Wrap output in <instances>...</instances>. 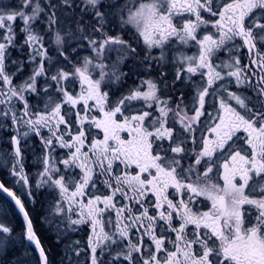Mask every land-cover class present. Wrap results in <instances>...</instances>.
Returning a JSON list of instances; mask_svg holds the SVG:
<instances>
[{"label": "snow or ice", "instance_id": "1", "mask_svg": "<svg viewBox=\"0 0 264 264\" xmlns=\"http://www.w3.org/2000/svg\"><path fill=\"white\" fill-rule=\"evenodd\" d=\"M0 133L16 264L41 189L62 264H264V0H0Z\"/></svg>", "mask_w": 264, "mask_h": 264}, {"label": "trees", "instance_id": "2", "mask_svg": "<svg viewBox=\"0 0 264 264\" xmlns=\"http://www.w3.org/2000/svg\"><path fill=\"white\" fill-rule=\"evenodd\" d=\"M0 138L2 141L5 139L8 140V136L0 133ZM3 145V142L0 143V146ZM29 149L25 151L26 156V169L29 173H35L38 170V165L34 163V153L39 154L40 146L36 139L32 143L29 142ZM5 144L3 145V154L9 153L8 146L5 148ZM10 147V146H9ZM33 149V150H32ZM1 182L5 183L6 187H10L9 183L4 180L0 176ZM36 203L34 205H30L26 202V207H28L30 215L33 219L34 228L36 229L37 235L41 238L42 244L45 246L49 255L50 264H62L63 261V252H64V241L61 243L56 242V231L53 224L49 223L46 220V217H49L48 210H50V205L53 200V194L50 193L46 189H41L35 192ZM0 212H6L7 215H0V221L6 222L9 226L13 227L15 232H18L22 228V218L17 213L16 209L12 205V203L6 199L4 196L0 194ZM5 204V205H3ZM50 219V218H49ZM88 229L84 228L83 231L78 233H70L71 239L78 238L81 241V245L83 246L84 241L87 239ZM68 240V237H65V241ZM27 243V242H25ZM22 248L20 246L19 241H17L15 247H11L7 252L0 251V264H16L17 259L20 257V253ZM29 264H38V260L36 259V252L29 250ZM84 255V254H82ZM85 261V256L82 258V262Z\"/></svg>", "mask_w": 264, "mask_h": 264}, {"label": "rangeland", "instance_id": "3", "mask_svg": "<svg viewBox=\"0 0 264 264\" xmlns=\"http://www.w3.org/2000/svg\"><path fill=\"white\" fill-rule=\"evenodd\" d=\"M5 2H9V0H5ZM189 51V54H191V52L192 51H194V50H192V49H189L188 50ZM15 54H17V52L16 51H13L12 52V55H15ZM221 56L222 57H225L226 58V54L225 53H221ZM17 56H15V58H16ZM13 58H14V56H13ZM125 71H127V67H125V69H124ZM25 75H27V70H26V74ZM15 82V81H14ZM129 83H131V81H129ZM125 138H127V136L125 135ZM36 138H33L31 141H32V143L34 142V140H35ZM36 141L38 142V144H39V141L36 139ZM1 142H3V145L5 144V145H7L8 144V142H7V139H5L4 141H2L1 139H0V143ZM3 145L2 146H0V160H3V158H4V156H5V154H3V149H4V147H3ZM6 147V146H5ZM33 150V149H32ZM26 151H28V150H26ZM0 175H2L3 177H4V179L9 183V185L11 186V188H13V190H16L19 186H17V185H14V183H13V178L9 175V173H8V171L4 168V167H2V166H0ZM18 194H20L19 192H18ZM0 201H1V199H0ZM3 205H5V204H3ZM47 211H48V215H49V213H50V210H48V207H47ZM49 218L51 219V217L49 216ZM76 239H78V238H73V240H76ZM84 257V255H82L81 256V264H85V261H83L82 262V258Z\"/></svg>", "mask_w": 264, "mask_h": 264}, {"label": "flooded vegetation", "instance_id": "4", "mask_svg": "<svg viewBox=\"0 0 264 264\" xmlns=\"http://www.w3.org/2000/svg\"><path fill=\"white\" fill-rule=\"evenodd\" d=\"M25 70H27V69H25ZM24 74H26V71H25V73Z\"/></svg>", "mask_w": 264, "mask_h": 264}, {"label": "water", "instance_id": "5", "mask_svg": "<svg viewBox=\"0 0 264 264\" xmlns=\"http://www.w3.org/2000/svg\"><path fill=\"white\" fill-rule=\"evenodd\" d=\"M4 196H6V195H4ZM7 197V196H6ZM8 198V197H7ZM9 199V198H8Z\"/></svg>", "mask_w": 264, "mask_h": 264}]
</instances>
